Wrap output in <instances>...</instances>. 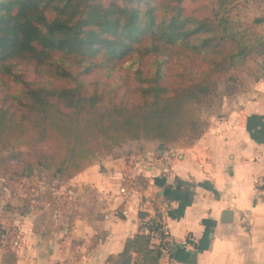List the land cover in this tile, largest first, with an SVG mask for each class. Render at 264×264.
<instances>
[{"label": "trees", "instance_id": "16d2710c", "mask_svg": "<svg viewBox=\"0 0 264 264\" xmlns=\"http://www.w3.org/2000/svg\"><path fill=\"white\" fill-rule=\"evenodd\" d=\"M257 1L262 15L253 24L264 22ZM232 3L0 0V151L11 149L0 176L29 178L40 165L67 180L126 140H195L204 128L198 111L213 102L220 77L235 71L238 90L259 78L250 48L264 51L263 34L239 20ZM128 57L137 64L134 83L111 80L128 71ZM20 62L33 79L22 78ZM170 64L179 68L168 71ZM20 81L16 92L3 91ZM154 209L139 211V231L106 264H159L160 248L143 229L144 218L161 215Z\"/></svg>", "mask_w": 264, "mask_h": 264}, {"label": "crops", "instance_id": "0c3cea01", "mask_svg": "<svg viewBox=\"0 0 264 264\" xmlns=\"http://www.w3.org/2000/svg\"><path fill=\"white\" fill-rule=\"evenodd\" d=\"M205 119L190 143H122L67 180L0 177V264H106L154 207L172 238L159 264H264V63Z\"/></svg>", "mask_w": 264, "mask_h": 264}, {"label": "rangeland", "instance_id": "374dc122", "mask_svg": "<svg viewBox=\"0 0 264 264\" xmlns=\"http://www.w3.org/2000/svg\"><path fill=\"white\" fill-rule=\"evenodd\" d=\"M232 1L234 2L230 5V8H232V12H234V14L235 13L237 14L239 20L251 25L252 30H257V31L261 32L263 34V42H264V22H259V23L253 24V19L256 16L262 15L261 8H259V5L257 3L258 1L257 0H232ZM209 2H210V0H209ZM235 2L238 4L237 8H235V6H234ZM260 48H261L260 43H256V44L252 45L250 48V52H251L252 56L254 57V60L256 61L255 67H256L257 76H260V72H261V69L263 68V63H264V51L262 53H260ZM132 59H133L132 57H130V58L128 57L124 62V65H128V64L130 65V68H127L128 71L125 70L126 66H125V68H120V69L116 70L117 76L112 75L110 77V79L113 81H119L121 79L127 78V80H129L130 84L134 83V79H133L134 73L133 72L136 71L135 67L137 66V64L132 63ZM150 60H151V58L146 59V60L142 61V63L140 64V67L143 69V70L140 69V70H142V73L148 72L150 70V69H148L151 67ZM178 68H179V65L170 64L168 66L167 70L168 71L177 70ZM17 69L19 72H21L23 79L31 80L34 78V73L28 64L20 62L17 66ZM97 75L98 74L90 75L89 78H92L93 76H97ZM237 79H238V77H237V75H235V71L230 72L229 74H227L223 77H220L218 79V83H217V86L215 88V94H214L213 102L206 105V106H203L198 111L199 119L201 120L203 125H205V121H206L205 117L209 113L216 110V107L219 103V100L222 99L223 95L234 93V92H236V90L238 91V88H235V80H237ZM23 84H24V82H21V81L17 82V83L12 82L10 85L5 87L3 91L11 92V93L16 92L19 88L23 87ZM1 93H2V91H0V94ZM133 95H134V92H133ZM137 141L149 143L150 145L156 146V148H167L169 146V143L173 142V141H171L169 143H160L158 140L131 139V140H126L123 143H129V145H132L133 148L135 149L137 147L136 146ZM10 154H11V149H4V150L0 151V159H1L0 163L3 164L4 162H7L8 159L10 158ZM103 156H105V155L100 154V153H96L95 155H93L88 160L87 164L91 163L93 161H100L101 157H103ZM16 176L17 175L10 173V174L4 176L3 178H5L6 180L10 179L12 181V180H14L12 178H16ZM33 176H36V179L38 178L41 181L44 180L45 183H47V179L51 178L50 171L48 169L40 166V165L36 166L34 173H33ZM33 176H31V177H33ZM6 177H9V179H7ZM16 179L17 180H14V181H18V178H16ZM52 179H57V178H52ZM57 180H59V179H57ZM31 186H33L32 183L31 184L25 183V187H26L25 190L29 191ZM45 187H47V185H45ZM43 196H46V194ZM39 197H40V195H39ZM40 204L41 203L39 201L35 202V207H39V208L43 209L42 214L46 213V217L48 216L47 210H50V208L54 210L55 206L57 205V203L55 201H53L54 205H51L52 204L51 203L48 205V208H45V204L40 207ZM52 216L53 215H50V217H52ZM49 220H51V218H49ZM4 230H5V228L0 227V232H2Z\"/></svg>", "mask_w": 264, "mask_h": 264}, {"label": "built area", "instance_id": "2783aa9c", "mask_svg": "<svg viewBox=\"0 0 264 264\" xmlns=\"http://www.w3.org/2000/svg\"><path fill=\"white\" fill-rule=\"evenodd\" d=\"M254 187L258 192H264V173L256 177ZM144 222L143 229L150 232L152 239L160 248V253L166 254L171 247L172 238L162 216L152 214L151 218H144Z\"/></svg>", "mask_w": 264, "mask_h": 264}]
</instances>
